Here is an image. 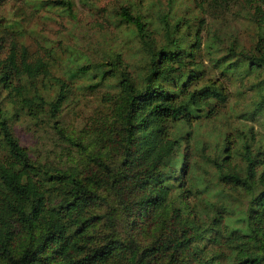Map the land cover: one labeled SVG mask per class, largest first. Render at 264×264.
<instances>
[{
    "label": "trees",
    "instance_id": "16d2710c",
    "mask_svg": "<svg viewBox=\"0 0 264 264\" xmlns=\"http://www.w3.org/2000/svg\"><path fill=\"white\" fill-rule=\"evenodd\" d=\"M118 15L132 24L145 48L146 69L138 83L121 70L116 116L101 138V149L90 150L79 165L48 168L28 155L8 122L0 119L6 149L0 156V263L107 264L115 254L119 264H264V159H255L245 141L241 173L234 165L215 163L218 180L242 186L247 193L243 231L221 228L224 208L208 214L182 206L189 187L171 181L177 173L184 181L186 165L176 126L190 127L212 113L211 99L221 101L223 90L210 82L196 86L201 70L191 52L181 56L157 49L146 23L127 5L119 6ZM156 17L163 37L173 41L166 14ZM253 17L261 30L252 53L240 54L264 66V13L255 7ZM227 50L234 52L233 45ZM107 63L116 65V60ZM92 66L80 65L60 78L51 74L45 59L29 55L25 45L11 39L0 57V87L29 116L47 112L55 118L68 79ZM48 85L55 88L52 100L39 90ZM55 128L69 144L85 150L80 140ZM19 235L20 243L13 247ZM219 236L228 248L224 262L198 244L202 239L219 243Z\"/></svg>",
    "mask_w": 264,
    "mask_h": 264
},
{
    "label": "rangeland",
    "instance_id": "374dc122",
    "mask_svg": "<svg viewBox=\"0 0 264 264\" xmlns=\"http://www.w3.org/2000/svg\"><path fill=\"white\" fill-rule=\"evenodd\" d=\"M66 1L67 5L50 4L49 0H0V57L12 39L25 45L29 55L45 59L51 74L60 78L80 65H94L68 79L55 118L47 112L29 116L0 87V119L8 122L18 143L34 161L48 168L79 165L92 154L90 150L102 148L101 138L116 116L121 70L138 83L146 69L145 48L132 24L118 15L119 6L127 5L146 23L157 49L178 51L181 56L191 52L194 66L201 70L196 86L210 82L222 88L223 99H211L212 113L190 127L176 126L182 138L179 152H184L186 165L184 181L178 178L180 173L171 181L189 187L190 195L182 206L208 214L224 208L221 228L243 231L247 193L242 186L218 180L215 163L234 165L241 173L245 141L255 159H264V102L260 101L264 66L240 54L253 51L261 30L253 12L259 7L264 13V0ZM157 13L166 14L173 41L163 37ZM231 44L234 52L230 53L227 48ZM114 60L116 65L107 63ZM52 86L44 91L39 87L45 100L53 99ZM55 126L80 140L85 150L69 144ZM5 153L0 140V156ZM260 168L257 165L256 172ZM171 195L180 201L176 188L171 189ZM223 237L219 236V243L202 239L198 244L224 262L228 248ZM20 240L21 235L15 236L12 246ZM107 264H119V258L114 254Z\"/></svg>",
    "mask_w": 264,
    "mask_h": 264
}]
</instances>
